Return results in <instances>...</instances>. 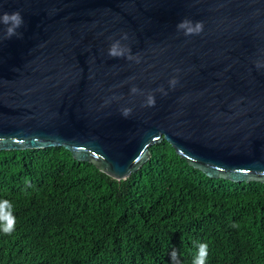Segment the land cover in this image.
Masks as SVG:
<instances>
[{
    "label": "water",
    "instance_id": "95a60500",
    "mask_svg": "<svg viewBox=\"0 0 264 264\" xmlns=\"http://www.w3.org/2000/svg\"><path fill=\"white\" fill-rule=\"evenodd\" d=\"M0 6L24 19L23 38L0 43V151L63 147L121 182L167 141L209 178L264 184V68L254 63L264 60V0ZM184 18L203 21L202 34L177 32ZM120 33L139 64L107 55ZM133 86L153 92L155 107H142ZM161 86L167 96L155 92ZM113 96L122 99L105 106Z\"/></svg>",
    "mask_w": 264,
    "mask_h": 264
},
{
    "label": "trees",
    "instance_id": "16d2710c",
    "mask_svg": "<svg viewBox=\"0 0 264 264\" xmlns=\"http://www.w3.org/2000/svg\"><path fill=\"white\" fill-rule=\"evenodd\" d=\"M117 181L63 147L0 151V264H264V184L207 177L163 141Z\"/></svg>",
    "mask_w": 264,
    "mask_h": 264
},
{
    "label": "clouds",
    "instance_id": "9594fccd",
    "mask_svg": "<svg viewBox=\"0 0 264 264\" xmlns=\"http://www.w3.org/2000/svg\"><path fill=\"white\" fill-rule=\"evenodd\" d=\"M24 26V19L20 11L5 12L0 6V43L4 40H9L13 37L17 39L23 38V33L19 31ZM177 32H182L185 37L199 36L204 31L203 21L193 22L188 18H184L176 25ZM111 43L109 45L107 55L110 58H124L128 61H133L137 64L141 62L142 57L139 54L133 55L131 48L128 44L123 43L129 40L128 33H120L119 39L114 37L109 38ZM255 67L259 70L264 68V60L257 59L255 62ZM177 73L179 69L176 70ZM134 79V78H130ZM179 79L174 76L168 81L169 89H175ZM155 92L160 93L162 96H167L168 92L161 86L155 90ZM130 94L135 96L137 94L145 96V100L142 107L152 108L155 107L156 100L153 92L145 94L136 86L131 87ZM122 97L113 96L110 100L105 101V106L111 102V100H119ZM121 115L124 118H128L132 114V108L123 107L120 109ZM16 218L13 214V205L8 200H0V232L5 235L11 234L15 230ZM197 253L193 259V264H206L208 256V245L205 243L197 244ZM171 260L173 264H180L178 259V254L175 250L171 253Z\"/></svg>",
    "mask_w": 264,
    "mask_h": 264
}]
</instances>
